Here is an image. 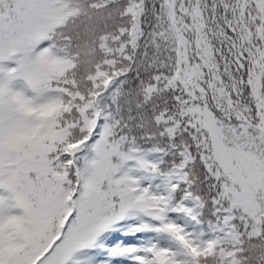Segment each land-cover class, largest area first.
<instances>
[{
	"label": "snow or ice",
	"instance_id": "1",
	"mask_svg": "<svg viewBox=\"0 0 264 264\" xmlns=\"http://www.w3.org/2000/svg\"><path fill=\"white\" fill-rule=\"evenodd\" d=\"M0 264H264V0H0Z\"/></svg>",
	"mask_w": 264,
	"mask_h": 264
}]
</instances>
